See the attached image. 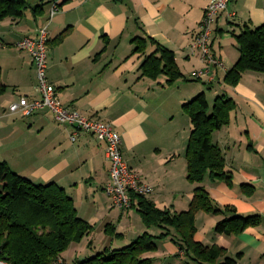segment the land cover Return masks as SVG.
Here are the masks:
<instances>
[{"label": "crops", "instance_id": "obj_1", "mask_svg": "<svg viewBox=\"0 0 264 264\" xmlns=\"http://www.w3.org/2000/svg\"><path fill=\"white\" fill-rule=\"evenodd\" d=\"M41 1L48 3L38 15L28 9L21 18L0 21L1 80L8 87L0 95V161H6L14 171L23 170L36 183L53 181L62 186L72 197L78 215L92 225L100 213L111 216L106 224L114 225L119 233L114 237L121 240L115 248L145 231L152 235L161 232L142 223L136 199L132 207L118 208L104 191L110 163L103 142L84 132L71 140L73 128L58 124L48 109L18 116L27 118L26 122L8 111L9 104L22 95L40 97L31 57L17 42L25 36L35 38L42 26H47L50 40L70 27L62 42L48 45L47 77L63 105L112 124L121 137L124 160L150 184L152 190L146 198L158 208L186 210L194 196L196 184L187 179L185 158L192 123L182 105L201 92L210 105L211 98L220 94L235 101L230 123L212 134L225 157V170L233 175L232 185L208 176L202 185L218 206L234 207L241 215H259L260 222L238 234H219L214 226L224 215L199 211L195 239L225 248L236 264H264V73L245 71L236 85L224 81L226 71L239 57L234 36L246 26L264 23V0L229 1L227 10L217 17L211 38L221 66L199 79L193 77L196 69L191 68L197 63L203 69L205 64L198 53H191L190 44L208 0ZM53 1L60 3L50 17ZM144 35L174 52L184 78L168 84L165 75L140 77L145 56L131 53V39ZM227 39L229 47L224 45ZM153 49L154 45L147 43L145 54ZM197 80L207 86L194 83L197 86L190 88L189 83L184 84ZM8 116L14 121H4ZM243 184L252 188L250 194L243 191ZM82 242L72 243L62 253L67 263L71 254H86L87 246ZM89 244L92 247L91 241ZM178 252L167 238L145 256L152 258L153 264H199L182 253L178 256ZM222 260L219 258L217 264Z\"/></svg>", "mask_w": 264, "mask_h": 264}, {"label": "trees", "instance_id": "obj_2", "mask_svg": "<svg viewBox=\"0 0 264 264\" xmlns=\"http://www.w3.org/2000/svg\"><path fill=\"white\" fill-rule=\"evenodd\" d=\"M46 3L48 1L31 5L30 0H0V21L21 18L28 9L38 15ZM69 29L48 39L47 45L62 42ZM234 37L239 57L224 76V81L230 85H236L245 71L264 73V23L253 28L246 26ZM131 42L134 46L131 53L145 56L139 67L140 77L156 79L165 75L168 84L184 78L172 50L147 35L135 36ZM147 43L154 45L149 54H145ZM7 88L1 80L0 67V95L6 93ZM235 107V101L226 94L217 95L210 105L204 92L182 105L192 123L185 150L187 179L196 184L186 210L161 209L146 196L133 194L144 225L158 227L161 232L152 235L145 231L122 247H105L73 264H153L152 258L145 254L156 251L158 242L167 238L178 247V256L183 253L199 264H217L219 258L223 260L218 264H236V259L228 256L225 248L205 245L195 239L199 211L224 215L214 226V232L219 234H238L260 222L259 215H241L234 207L218 206L202 185L207 176L232 185L233 175L225 170V157L212 134L230 123V113ZM241 187L246 194L252 192L247 184ZM92 229L93 225L78 215L72 197L62 186L53 181L36 183L15 172L6 161H0V259L8 264H50L62 257L72 243L81 242ZM105 231L119 235L112 224H106Z\"/></svg>", "mask_w": 264, "mask_h": 264}, {"label": "built area", "instance_id": "obj_3", "mask_svg": "<svg viewBox=\"0 0 264 264\" xmlns=\"http://www.w3.org/2000/svg\"><path fill=\"white\" fill-rule=\"evenodd\" d=\"M229 1L208 0L195 37L190 44L191 53H198L205 64L203 69L193 72L194 78H204L210 73L211 68L221 66L220 59L212 49L211 38L217 17L227 10ZM58 7V1H54L51 6L50 17L55 14ZM47 40V26H42L38 29V35L35 38L25 36L17 42V47L27 51L31 57L36 70L40 97L29 99L22 95L18 100L9 104L8 111L12 114L21 113L23 116H30L38 110L48 109L58 124L73 128L71 140H75L78 133L84 132L103 142L110 163V178L105 184L104 191L114 206L123 209L132 207L134 204L133 194L147 196L152 190L150 184L142 181L124 160L121 151V137L111 123L94 116H86L62 104L56 87L47 77ZM0 264H8V262L0 259ZM50 264L68 263L60 256L51 261Z\"/></svg>", "mask_w": 264, "mask_h": 264}, {"label": "rangeland", "instance_id": "obj_4", "mask_svg": "<svg viewBox=\"0 0 264 264\" xmlns=\"http://www.w3.org/2000/svg\"><path fill=\"white\" fill-rule=\"evenodd\" d=\"M39 2H41L40 0H34V1H31L30 0V3L32 4V5H36V4H38ZM230 34V33H229ZM230 36H231V34H230ZM229 35H227L226 36V38H229L230 37ZM235 38V37H234ZM224 45L225 46H230L231 44H230V40H224ZM204 68V67H203ZM191 69H193V70H200L201 68H200V66L196 63V66H194V68H191ZM186 83H189V85H187V87L189 86L190 88H192L194 85L195 86H197V84H194V83H198V84H201L202 86H207L206 84H205V82H202L201 80H197V81H192V82H188V81H184V84H186ZM181 84H183V83H181ZM207 89V88H206ZM216 97V96H215ZM215 97L212 99L211 98V103H213V101H214V99H215ZM1 112H4V110H1ZM3 114V113H2ZM186 114V113H185ZM184 114V115H185ZM18 116H23L21 113H17L16 115H15V117H17V119L20 121V122H26V121H28V119L27 118H25V119H22V118H20V117H18ZM185 116H187V118H188V115L186 114ZM4 121H14V118L12 117V116H8V117H5L4 118ZM181 124V123H180ZM180 128H182V126H180ZM0 135H2V133H0ZM153 147H154V144L152 145ZM151 147V146H150ZM0 160H1V157H0ZM15 171L18 173L19 172V174H21V175H23V176H26V174L23 172V170H21V169H15ZM27 177V176H26ZM40 183H43V182H40ZM100 192V191H99ZM103 197H105V196H103ZM137 212V211H136ZM83 213V212H82ZM138 213V212H137ZM112 214V216L113 217H115L116 216V214L115 213H111ZM81 215V214H80ZM111 216H109V215H107L106 213H100L99 215H97V219H96V222H94V226H93V229H92V232L89 234V235H87V236H85L82 240H81V242L83 241V240H85V241H83L84 242V244H85V246H87V249H86V254L84 255V256H81L80 254H78L77 256L76 255H69V257H68V263H70V264H73V263H75L76 261H79V260H83V259H85V258H87V257H90V256H93V255H95V254H97V253H99V252H101V251H103V249L105 248V247H118V245H117V243H119V241H121V240H118V239H116L115 237H117V236H115L114 234H112V231L111 232H106L105 231V227H106V223L107 222H109V221H111ZM143 223V222H142ZM144 224V223H143ZM121 230H124V229H121ZM116 232V231H115ZM126 233L127 232H129V231H125ZM117 233V232H116ZM113 237L114 239H111V237ZM115 236V237H114ZM119 237V236H118ZM126 239H130V236L129 235H126ZM91 241V245H92V247H90V244H89V242ZM82 242V243H83ZM81 243V244H82ZM123 243V242H122ZM79 244H80V242H79ZM113 245V246H112ZM183 254V253H182Z\"/></svg>", "mask_w": 264, "mask_h": 264}]
</instances>
